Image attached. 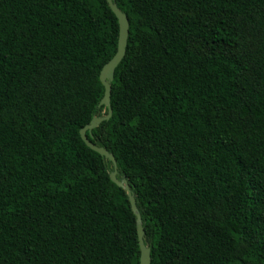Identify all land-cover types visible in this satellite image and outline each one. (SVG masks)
Wrapping results in <instances>:
<instances>
[{
    "label": "trees",
    "instance_id": "trees-1",
    "mask_svg": "<svg viewBox=\"0 0 264 264\" xmlns=\"http://www.w3.org/2000/svg\"><path fill=\"white\" fill-rule=\"evenodd\" d=\"M115 2L127 52L87 135L151 264H264V0ZM119 38L107 0H0V264H140L80 134Z\"/></svg>",
    "mask_w": 264,
    "mask_h": 264
},
{
    "label": "water",
    "instance_id": "water-1",
    "mask_svg": "<svg viewBox=\"0 0 264 264\" xmlns=\"http://www.w3.org/2000/svg\"><path fill=\"white\" fill-rule=\"evenodd\" d=\"M107 1L112 11L119 19V23H120V38H119L117 53L112 58V60H110V62H108L104 66L100 74V79L105 88V93L103 99L99 104V107H106L108 113L107 115L95 116L88 125H86L84 128L81 129L80 134L82 140L92 150L99 153L100 155L105 157L106 160L112 163L113 170L110 172V178L116 185L123 188L127 192L132 210L136 215L139 245L141 249L140 264H151L152 262L151 248L146 243V232L144 229V222L137 205L136 197L130 187L129 181L125 176L119 178L118 163L115 156L112 153H110L106 148L98 146L95 143H93L92 140L87 135L88 132L92 135L93 130L97 129L104 121H108L112 117L113 114V110L111 106L112 83L115 79V71L117 67L126 56L129 33H130V22L127 15L119 9L115 0H107Z\"/></svg>",
    "mask_w": 264,
    "mask_h": 264
}]
</instances>
